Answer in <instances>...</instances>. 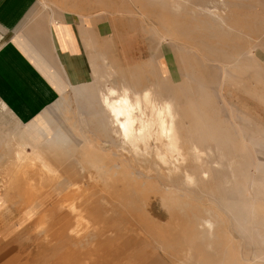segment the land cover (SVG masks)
Here are the masks:
<instances>
[{"label": "rangeland", "instance_id": "obj_1", "mask_svg": "<svg viewBox=\"0 0 264 264\" xmlns=\"http://www.w3.org/2000/svg\"><path fill=\"white\" fill-rule=\"evenodd\" d=\"M98 1L102 15L125 22L133 38H143V48L117 52L110 66H98L89 82L69 89L32 122L26 159H16L11 177L0 178L1 254L10 264H101L103 254H110L104 251L108 240L123 244L110 232L112 220V230L133 239L112 264H171L167 252L183 248L191 264H264V0ZM220 1L225 5L212 9ZM173 14L179 18L175 30ZM121 85L172 98L182 133L213 151L202 161L188 159L186 169L199 186L187 185L179 173L167 177L166 168L158 172L151 155L136 157L119 147L100 90ZM52 124L53 133L60 130L70 141L55 159L33 142L39 127ZM36 152L50 172L41 170ZM207 170L204 180L200 174ZM90 196L96 210L82 209ZM43 201L69 216L75 232L69 238L76 240L46 237L55 216L51 220L54 211L42 210ZM92 212L95 224L88 222ZM203 219L214 224L212 233L203 231Z\"/></svg>", "mask_w": 264, "mask_h": 264}, {"label": "crops", "instance_id": "obj_2", "mask_svg": "<svg viewBox=\"0 0 264 264\" xmlns=\"http://www.w3.org/2000/svg\"><path fill=\"white\" fill-rule=\"evenodd\" d=\"M98 2L102 1L0 0V178L11 177L10 164L16 162L18 147L27 152L25 142L31 146L30 131L35 118L47 114L46 110L57 104L69 89L89 82L96 68L110 66L117 58V52L143 48V38L137 33L133 38L125 22L102 15L99 10L103 9L97 6ZM224 5L223 1L218 5L215 2L212 9ZM200 11L213 14L218 22L224 21L207 8L200 7ZM173 15L176 16L172 25L175 30L178 16ZM217 34L228 38L223 32ZM247 65L251 64L247 61ZM50 126L39 127L33 142L55 159L66 153L70 141L62 131L52 132L53 128L57 129L54 124ZM50 140L58 145L51 144ZM40 205L46 211L58 209L49 208L46 203ZM212 215L216 219L219 217ZM56 216L52 233L55 221H59V213ZM88 222L95 224L93 219ZM4 224L0 219V231ZM48 232L46 237L51 240L53 235ZM58 242H64L60 235L56 239ZM153 242L158 243L154 239ZM183 244L187 246L185 242ZM108 250L106 246L104 251ZM183 250L173 254L167 252V258L174 261L173 264H191L192 256L189 253L183 255ZM86 253L96 255L90 250ZM5 255L0 252V264H10ZM110 258V254L104 253V264ZM159 263L154 259L148 264ZM91 264H96L95 260Z\"/></svg>", "mask_w": 264, "mask_h": 264}, {"label": "bare ground", "instance_id": "obj_3", "mask_svg": "<svg viewBox=\"0 0 264 264\" xmlns=\"http://www.w3.org/2000/svg\"><path fill=\"white\" fill-rule=\"evenodd\" d=\"M100 99L104 108V114H106V118L110 122V126L112 128L111 132L116 135L118 139L117 142L119 143L118 145L124 152L135 155L136 157L139 156L144 157L151 155L154 158L153 163H155L158 166L159 171L158 170L155 171L161 172V170L164 171V169L166 168L167 177L169 178L174 177L175 174L179 173L183 178L182 181L187 185L194 187L199 186L198 179H195L196 177L188 173L186 169L187 167L186 164L187 162H189L188 159L190 160L193 159L194 161H202L203 158H206L211 154L213 155V151L211 149H206V150L202 149L199 145L193 143L185 133L184 134L182 133V131L180 130L181 128L178 125V121L180 117L177 114L176 104L172 100V98H168V97L165 98V96L162 97L157 96L153 92V90H151V88L141 87L140 89H138L135 85L134 87L121 85L120 87L105 86L103 90H100ZM97 124H101V126L104 125L103 122L101 121H99ZM103 136L104 137L107 136L106 131H104ZM18 149H20L21 151L16 153L15 159H18V161L21 162V160L26 159L27 152H25V148L18 147ZM33 155L39 161L41 170L43 168L44 169L43 171L50 172V167L48 166L46 161L42 159L40 154L36 152ZM200 176L204 180L207 179L209 176V170L202 172ZM67 180L69 181V179ZM110 187L113 194H118L115 191L118 190L116 184H113L112 186L110 185ZM127 188L128 187H126V189ZM122 189H125V186H123ZM0 191L2 190L0 189ZM45 195L47 194L45 193ZM50 197H48V199ZM111 199L112 198H110V200ZM96 203L97 201L94 199V196H90L88 198L86 197L85 201L82 200V209L96 210L93 209ZM239 207L240 206L235 207L236 211L238 210V213L240 212ZM59 211L60 210L58 209L55 210L50 215L51 218L56 216ZM94 216L95 213L92 212L90 218L96 221L97 219ZM113 224L114 223L112 220L107 221V225L111 230L110 232H113L114 235H116L117 237L119 236V238L123 240L120 241V243L123 242V244L120 245L116 241L117 240L116 238H114V240L107 241V248L110 250V257H111L110 260H108L107 264H112V259L115 261L114 263H116L118 259L121 258L123 254H125L127 248L129 247V249H131V246L133 245V244L130 245L131 244L129 241L130 237L127 236L124 237L126 233H123V231H120L118 229L116 230L111 229L113 228L112 227ZM201 226L203 228V231L207 234L210 232L212 233L214 231V224L210 220L203 219ZM69 228H70L69 216L68 215L59 216V221H55L54 223V232L52 234L49 233L50 235L54 236V237L51 236V240L53 241L56 240L57 237H59L60 235L61 241L70 242L72 239L69 238L70 237L69 235L70 233L73 234L75 232H73L72 229L69 230ZM100 248L101 247H99V249ZM113 249L114 250L116 249V253H117V254L115 253V256H113L114 258L112 257ZM173 256L174 255H172V258ZM172 262L174 263V261ZM101 264H104L103 260Z\"/></svg>", "mask_w": 264, "mask_h": 264}]
</instances>
